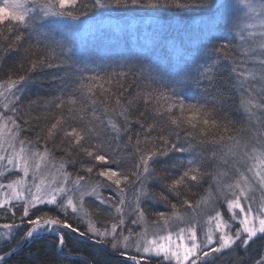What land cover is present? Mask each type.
Returning <instances> with one entry per match:
<instances>
[{
    "label": "snow or ice",
    "instance_id": "snow-or-ice-1",
    "mask_svg": "<svg viewBox=\"0 0 264 264\" xmlns=\"http://www.w3.org/2000/svg\"><path fill=\"white\" fill-rule=\"evenodd\" d=\"M239 4L235 38L223 39L213 35L225 17L217 0L202 38L211 62L192 77L179 67L194 59L185 49L175 67L150 55L158 21L103 17L212 0H4L0 240L16 247L0 264L44 236L57 257L79 237L119 264H215L226 252L235 264H264V0ZM137 32L147 38L134 52L94 47ZM224 62L239 118L217 86ZM41 73L51 87L32 98ZM189 87L200 93L191 102Z\"/></svg>",
    "mask_w": 264,
    "mask_h": 264
},
{
    "label": "trees",
    "instance_id": "trees-1",
    "mask_svg": "<svg viewBox=\"0 0 264 264\" xmlns=\"http://www.w3.org/2000/svg\"><path fill=\"white\" fill-rule=\"evenodd\" d=\"M220 2L226 5L224 9L225 17L216 27L213 35L223 39H234V25L238 17L235 12L234 2H237V0H220ZM212 4L213 7L209 9L187 8L159 11L135 9L128 12L115 11L103 18L116 21H139L141 23L147 20L158 21L164 26V31L150 55L159 63L175 67L177 66L174 60L175 50L183 48L186 50L185 55H191L194 59L183 62L179 67L181 71L195 77L198 75L196 65L207 64L211 60L203 55L205 42L202 39L209 27V23L194 25L192 21L201 17H206V19L210 20L216 14L217 0H212ZM146 38L140 32L135 35L131 33L111 34L109 37L97 41L94 47H102L108 44L114 51L134 52ZM193 41H200V44L197 47H193ZM12 59H14V56H10L5 65L10 63ZM229 71L230 65L226 62L222 63L219 69L217 86L229 97L226 100V109L236 118H239L236 107L239 93L232 87V78L229 76ZM50 79L49 73H41L39 75L40 83L29 82V95L34 98L35 95H43L48 92L51 87ZM199 94V89L197 88L189 87L184 89V95L189 102L198 97ZM86 210L89 213L92 212L91 208ZM3 222L0 220V223ZM17 239H19V236H17ZM72 239L73 241L69 242L68 249H66V251H70L67 257H57L53 246L54 238L52 236H44L32 239L22 249L7 258V264H87V261L81 260L83 257H87L89 261L92 260L93 264H119L120 258L106 254L103 250L91 245L90 242L81 240L79 237H73ZM13 247H16L15 243H12L11 248ZM11 248L7 241L0 240V254ZM235 259V254L226 252L217 258L215 264H235Z\"/></svg>",
    "mask_w": 264,
    "mask_h": 264
},
{
    "label": "rangeland",
    "instance_id": "rangeland-1",
    "mask_svg": "<svg viewBox=\"0 0 264 264\" xmlns=\"http://www.w3.org/2000/svg\"><path fill=\"white\" fill-rule=\"evenodd\" d=\"M4 4V0H0V7H3ZM234 7H235V12L237 13L238 17H242L244 14V9L243 7L239 4V0H237V2H234ZM207 22H209V19H206V17H201V18H197L196 20L192 21V24L197 25H204ZM31 241V240H30ZM30 241H27L25 243V245H27Z\"/></svg>",
    "mask_w": 264,
    "mask_h": 264
},
{
    "label": "water",
    "instance_id": "water-1",
    "mask_svg": "<svg viewBox=\"0 0 264 264\" xmlns=\"http://www.w3.org/2000/svg\"><path fill=\"white\" fill-rule=\"evenodd\" d=\"M26 242H27V241H25L24 243H22L17 251H19L20 249H22V248L25 246V243H26ZM13 248H14V247H13ZM8 251H11V249L8 250ZM17 251H16V252H17ZM107 254L110 255V256H112V254H110V253H107ZM0 255H3V253L0 254ZM112 257H116V256H112ZM116 258H119V257H116Z\"/></svg>",
    "mask_w": 264,
    "mask_h": 264
}]
</instances>
